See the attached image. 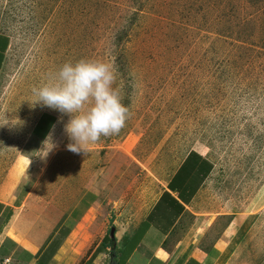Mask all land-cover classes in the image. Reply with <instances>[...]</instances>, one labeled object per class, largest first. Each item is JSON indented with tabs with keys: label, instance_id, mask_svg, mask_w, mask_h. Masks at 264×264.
Wrapping results in <instances>:
<instances>
[{
	"label": "rangeland",
	"instance_id": "obj_1",
	"mask_svg": "<svg viewBox=\"0 0 264 264\" xmlns=\"http://www.w3.org/2000/svg\"><path fill=\"white\" fill-rule=\"evenodd\" d=\"M0 30L11 36L0 78V178L19 151L31 156L25 179L37 181L32 211L43 230L93 193L94 211L54 264H84L112 228L137 222L194 151L212 170L193 208L258 211L254 233L264 234V0H0ZM81 59L112 65L131 112L119 135L86 154L67 150V115L32 103L34 87ZM44 113L55 118L42 137ZM111 250L96 264H111Z\"/></svg>",
	"mask_w": 264,
	"mask_h": 264
},
{
	"label": "crops",
	"instance_id": "obj_2",
	"mask_svg": "<svg viewBox=\"0 0 264 264\" xmlns=\"http://www.w3.org/2000/svg\"><path fill=\"white\" fill-rule=\"evenodd\" d=\"M10 44L11 36L0 30V78ZM29 156L19 151L0 178V264H54L57 253L80 223L78 220L94 211L90 200L93 193L88 190L74 207L56 215L43 230L36 222L38 214L32 211L37 181L29 187L25 179L33 164ZM190 163L193 167H188L187 176H183L182 170ZM211 170L209 161L195 151L189 152L144 215L130 226L114 228L112 236L121 252L133 244L127 256H123L124 252L119 256L118 252L119 264H264V234L254 233L258 221L254 214L258 211L194 209ZM86 197L87 206L79 214L78 206L85 204ZM72 218L77 221L74 225ZM109 248L105 246L91 264H96L102 255L107 257Z\"/></svg>",
	"mask_w": 264,
	"mask_h": 264
},
{
	"label": "clouds",
	"instance_id": "obj_3",
	"mask_svg": "<svg viewBox=\"0 0 264 264\" xmlns=\"http://www.w3.org/2000/svg\"><path fill=\"white\" fill-rule=\"evenodd\" d=\"M115 80L109 63L87 59L64 63L46 83L32 89V103L67 115V150L86 154L102 137L119 135L131 117L120 91L113 87ZM46 143L51 144L50 151L54 147L50 136Z\"/></svg>",
	"mask_w": 264,
	"mask_h": 264
},
{
	"label": "trees",
	"instance_id": "obj_4",
	"mask_svg": "<svg viewBox=\"0 0 264 264\" xmlns=\"http://www.w3.org/2000/svg\"><path fill=\"white\" fill-rule=\"evenodd\" d=\"M136 1H137V0H136ZM138 1H139V0H138ZM10 11H11V12H9V11L6 10V12H5L7 19L11 17V16H9V15H7V14H13L11 8H10ZM44 114H45V115H44L43 120L45 119V124H46V126L44 125V123H43L44 121L42 120L41 123H39V125L37 124V127H36V130H37L38 128H40V127L43 128V129H42V134H43V135H41L42 137H44V136L47 134V132H48V128H49V126H51V124H52V122H53V120H54V118H55L54 115H51V114H48V113H44ZM42 124H43V125H42ZM190 153H191V152H190ZM187 159H188V157H187ZM105 246H108V247L112 248V250L110 251V253H111V264H119V262H118L119 260L117 259V254H118V252H120L119 256H122V254H123V252H124L123 256L125 257V256H127V255L130 253V251L133 249V244H130V245L127 247L126 250L124 249V251L121 252V249H118V248L116 247V244H115V237H114V236H110L109 233H108L107 235H105V236L102 238L100 244L97 246V248L95 249V251L93 252V254L91 255V257H90L87 261L84 262V264H91V262H92L93 259L96 257V255H97L99 252H103V251L105 250ZM39 264H45V262H42V261H41Z\"/></svg>",
	"mask_w": 264,
	"mask_h": 264
},
{
	"label": "water",
	"instance_id": "obj_5",
	"mask_svg": "<svg viewBox=\"0 0 264 264\" xmlns=\"http://www.w3.org/2000/svg\"><path fill=\"white\" fill-rule=\"evenodd\" d=\"M110 234H111V236L114 234V229L113 228L111 229Z\"/></svg>",
	"mask_w": 264,
	"mask_h": 264
}]
</instances>
